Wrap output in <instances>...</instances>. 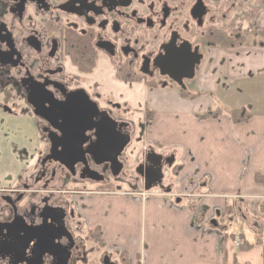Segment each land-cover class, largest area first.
Returning a JSON list of instances; mask_svg holds the SVG:
<instances>
[{
	"label": "flooded vegetation",
	"instance_id": "1",
	"mask_svg": "<svg viewBox=\"0 0 264 264\" xmlns=\"http://www.w3.org/2000/svg\"><path fill=\"white\" fill-rule=\"evenodd\" d=\"M248 1L0 0V96L20 101L21 112L34 117L45 149H37L36 160L19 155L29 170L19 168L12 186L0 188V264H89L91 258L123 264V254L106 249L100 230L82 222L72 197L88 185L94 188L88 193L103 194L144 188L156 174L158 157L162 179L150 190L171 189L163 185L170 155L147 147L129 175L121 156L137 126L145 134L151 96L195 92L208 50L218 47L217 32L233 40L261 35L248 31L244 20L232 22L230 13ZM198 55L193 78L181 79L183 69L175 64ZM139 115L142 124L135 122ZM104 130L112 139L129 135L116 177L91 155ZM78 145L83 164L70 169L52 151Z\"/></svg>",
	"mask_w": 264,
	"mask_h": 264
},
{
	"label": "crops",
	"instance_id": "2",
	"mask_svg": "<svg viewBox=\"0 0 264 264\" xmlns=\"http://www.w3.org/2000/svg\"><path fill=\"white\" fill-rule=\"evenodd\" d=\"M249 4L245 28L264 34V0ZM193 87L149 98L144 149L173 158L172 188L145 199L81 190L74 208L128 264H264V43L211 48Z\"/></svg>",
	"mask_w": 264,
	"mask_h": 264
},
{
	"label": "rangeland",
	"instance_id": "3",
	"mask_svg": "<svg viewBox=\"0 0 264 264\" xmlns=\"http://www.w3.org/2000/svg\"><path fill=\"white\" fill-rule=\"evenodd\" d=\"M225 3L226 4L224 8L227 7L228 5L227 2ZM235 4L238 6L241 5L240 3H235ZM249 12H250V4L249 5L244 4L242 5V8L239 7V9L238 8L235 9V11H232L230 13V16L233 19L232 22L241 23V21L247 19ZM235 27L236 25H231L229 28H235ZM245 97L246 96H240L241 100L239 101V103H241L242 101V103L244 104H248V103L252 104L253 110L259 108L257 107L256 99L253 101H248L245 100ZM14 104H16L15 106L17 107L16 108L17 110L13 108ZM22 107L23 105L20 101L11 100L0 96V188H7L12 186L11 179L16 176L19 168H26V171L29 170L30 165L28 166L26 158L24 159L23 164H21L22 161L19 155L25 157L26 154H28L26 157L29 158L31 156H35L34 160H36L37 149L38 151L45 150L44 146L38 143L39 139L35 126L34 117L27 114H23L21 112ZM6 110L11 112H17L18 114L12 116ZM135 122L136 124L138 123L142 124L143 123L142 116L140 115L137 116L135 118ZM142 138L145 139L146 135L141 131V128L137 126V128L134 130L133 133L132 143L125 149L124 153L121 156V160H124L125 169L128 175H129V171H132L134 170V168H136L137 163L141 159V152H143L145 148V142L141 141ZM24 164L25 167H23ZM172 176H173L172 172L169 173L167 172L163 185L166 184L169 185V181L173 178ZM88 186L90 189L93 188V186L91 185ZM169 187L172 188V186L170 185ZM80 190H82V188H78L76 192ZM143 192H144L143 188H137V190L123 189L119 193L128 197H133ZM151 192L153 193L157 192L161 195L164 194L163 191H159V190H152ZM63 199L65 201L68 198L63 197ZM232 229L233 231H237V226L233 224ZM123 257L121 256V258L123 259V264H128L125 255H123ZM114 258L117 259V255H115ZM89 264H100L99 259L91 258L89 260ZM118 264H120L119 261Z\"/></svg>",
	"mask_w": 264,
	"mask_h": 264
},
{
	"label": "water",
	"instance_id": "4",
	"mask_svg": "<svg viewBox=\"0 0 264 264\" xmlns=\"http://www.w3.org/2000/svg\"><path fill=\"white\" fill-rule=\"evenodd\" d=\"M201 56L198 55L197 58L192 57H185L181 62L175 64V67H180L182 70L181 79L185 80H191L194 76V69L195 66H198L201 60ZM181 79L176 80L175 82L178 85H181ZM108 129V128H107ZM104 133V134H103ZM100 145L96 146L94 151L91 153V155L94 156V163L96 165H102V164H109L111 174L113 177H116L121 169L122 165L120 162H118V157L123 152L124 148L127 146L129 142V135L122 134V136L118 139H112L110 138V132L108 130H104L99 135ZM53 152H57L59 159L58 161L61 163V165L65 166L66 168L70 169L73 168V166L77 164H83V156L84 152L82 150L81 145L78 146H65L61 148V151L58 152V147L53 146L52 147ZM71 157V161L68 162L69 158ZM158 163H157V170H155V175L148 180L149 183H146L143 190L149 191L153 185L160 182L162 179V171L160 168V161L161 157H158ZM173 158L168 162L169 165H172ZM138 175L140 177H143L147 179V173L140 171V169L137 171ZM95 175V174H94ZM91 180H96L94 177L91 176ZM212 224V223H211Z\"/></svg>",
	"mask_w": 264,
	"mask_h": 264
},
{
	"label": "trees",
	"instance_id": "5",
	"mask_svg": "<svg viewBox=\"0 0 264 264\" xmlns=\"http://www.w3.org/2000/svg\"><path fill=\"white\" fill-rule=\"evenodd\" d=\"M215 43L218 45V47H236V46H239L240 44H242V41H243V44H252L254 42H258V43H264V34H261V35H251L249 34L248 36L247 35H242L239 40H233V38H229L227 37V34L226 33H223L221 31L217 32L216 35H215ZM218 114V111H207L206 113H204L203 115L199 116L201 119H205V118H210V117H214V116H217ZM231 116H236L238 113L237 112H234L232 111L231 113ZM244 116L240 117V120L243 119ZM241 246L243 247L244 244L242 242Z\"/></svg>",
	"mask_w": 264,
	"mask_h": 264
},
{
	"label": "built area",
	"instance_id": "6",
	"mask_svg": "<svg viewBox=\"0 0 264 264\" xmlns=\"http://www.w3.org/2000/svg\"><path fill=\"white\" fill-rule=\"evenodd\" d=\"M151 191H148V192L144 191L143 193L137 194L136 196H133V197L140 198V199H145V198H147L149 196L161 195V194H159L157 192L156 193H153ZM186 197H190V196L186 195ZM232 244H233V246L235 248H240L241 247L242 241H241L239 235L233 237Z\"/></svg>",
	"mask_w": 264,
	"mask_h": 264
}]
</instances>
